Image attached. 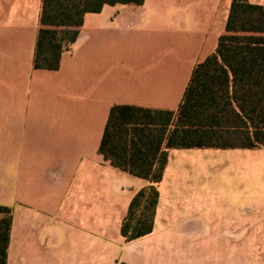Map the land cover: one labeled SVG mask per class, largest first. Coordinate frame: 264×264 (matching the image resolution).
<instances>
[{"label":"crops","instance_id":"1","mask_svg":"<svg viewBox=\"0 0 264 264\" xmlns=\"http://www.w3.org/2000/svg\"><path fill=\"white\" fill-rule=\"evenodd\" d=\"M231 1L104 5L85 14L60 67L43 70L32 65L41 0H0V205L12 208L7 264H264V185L245 187L212 215L188 178L203 169L188 158L210 149H170L154 228L126 241L122 220L147 183L98 153L112 105L178 107L194 66L215 51ZM168 32L176 56L167 55ZM229 150L258 152L264 164V148Z\"/></svg>","mask_w":264,"mask_h":264},{"label":"trees","instance_id":"2","mask_svg":"<svg viewBox=\"0 0 264 264\" xmlns=\"http://www.w3.org/2000/svg\"><path fill=\"white\" fill-rule=\"evenodd\" d=\"M144 0H41L32 65L57 70L86 13ZM264 148V6L232 0L215 51L198 62L175 110L111 106L98 153L146 185L121 223L132 241L152 232L170 149ZM12 208L0 205V264H7ZM119 264H126L121 262Z\"/></svg>","mask_w":264,"mask_h":264},{"label":"rangeland","instance_id":"3","mask_svg":"<svg viewBox=\"0 0 264 264\" xmlns=\"http://www.w3.org/2000/svg\"><path fill=\"white\" fill-rule=\"evenodd\" d=\"M170 26L168 25V31L173 29ZM169 33L167 55L176 56L178 51L172 45V39L169 36L172 33ZM201 151L196 152L188 159L193 163H198L203 169L193 171L188 178L200 190L204 210L209 211L212 215L219 214V211L224 208L225 202L234 200L233 196H238L248 187L255 191L260 185H264V174L262 177L259 174V171L264 170V164L258 152L248 155L245 152H234L233 150L210 149L206 152L205 150ZM127 177L136 179L129 175ZM10 195L13 197V193ZM226 195L231 196V198L225 199ZM6 203H13V199ZM106 210L107 205L104 201V211Z\"/></svg>","mask_w":264,"mask_h":264}]
</instances>
